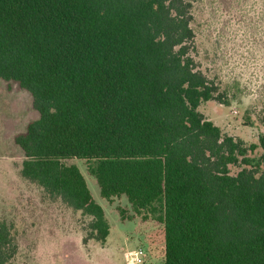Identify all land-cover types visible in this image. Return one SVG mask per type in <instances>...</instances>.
Segmentation results:
<instances>
[{
    "label": "trees",
    "instance_id": "obj_1",
    "mask_svg": "<svg viewBox=\"0 0 264 264\" xmlns=\"http://www.w3.org/2000/svg\"><path fill=\"white\" fill-rule=\"evenodd\" d=\"M198 1L0 0V79L38 115L14 138L20 173L101 245L104 211L66 161L161 226L163 264H264V134L247 145L198 110L227 103L191 55ZM16 252L0 221V264Z\"/></svg>",
    "mask_w": 264,
    "mask_h": 264
},
{
    "label": "rangeland",
    "instance_id": "obj_2",
    "mask_svg": "<svg viewBox=\"0 0 264 264\" xmlns=\"http://www.w3.org/2000/svg\"><path fill=\"white\" fill-rule=\"evenodd\" d=\"M192 28L191 55L227 101L211 100L198 110L224 135L258 143L264 134V0H199ZM37 117L29 93L0 79V221L17 244L8 264H135L129 257L139 248L146 253L142 264H163L161 226L134 216L123 197L102 199L84 161L66 163L79 168L104 211L110 230L102 245L87 238L89 217L21 176L24 157L14 138Z\"/></svg>",
    "mask_w": 264,
    "mask_h": 264
},
{
    "label": "built area",
    "instance_id": "obj_3",
    "mask_svg": "<svg viewBox=\"0 0 264 264\" xmlns=\"http://www.w3.org/2000/svg\"><path fill=\"white\" fill-rule=\"evenodd\" d=\"M146 257V253L142 248H139L133 253V256L129 259L132 260L135 264H142L144 262V259Z\"/></svg>",
    "mask_w": 264,
    "mask_h": 264
}]
</instances>
